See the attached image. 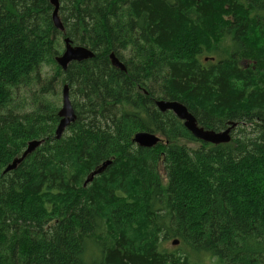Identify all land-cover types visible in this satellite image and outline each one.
<instances>
[{
    "label": "trees",
    "instance_id": "1",
    "mask_svg": "<svg viewBox=\"0 0 264 264\" xmlns=\"http://www.w3.org/2000/svg\"><path fill=\"white\" fill-rule=\"evenodd\" d=\"M59 2L63 32L48 0H0V264H264V0ZM66 39L94 57L64 71ZM65 86L77 119L56 139ZM161 99L236 122L232 140Z\"/></svg>",
    "mask_w": 264,
    "mask_h": 264
},
{
    "label": "water",
    "instance_id": "2",
    "mask_svg": "<svg viewBox=\"0 0 264 264\" xmlns=\"http://www.w3.org/2000/svg\"><path fill=\"white\" fill-rule=\"evenodd\" d=\"M53 6V22L57 29L64 31V25L61 21L59 15L60 2L59 0H48ZM65 51L59 57H57V64L66 71L68 66L72 62H81L88 60L94 57V52L84 46H75L73 45L70 39L65 40ZM112 65L115 68L125 71V65L120 61V59L112 53L110 55ZM156 106L161 112L171 111L179 120L184 123L186 129L192 133V135L205 143L220 145L229 143L232 140V132L238 126L236 122H230L229 127L222 131L215 130H206L203 127H200L195 116L188 110V108L178 102L171 100H158L156 101ZM60 122L56 128L55 136L56 139H61L65 134L68 127L74 123L77 119L75 109L70 98L69 88L65 86L62 93V107L59 110ZM162 140L158 135L148 133V132H138L133 138V142L143 148H153ZM43 140H33L28 143V146L21 157L15 158L13 162L7 166L4 170V173H9L18 168V166L34 151H36L42 144ZM112 163L108 161L104 163L99 169L95 170L88 176L85 185L91 183L95 176L103 173V171ZM178 241H174L173 245L177 246Z\"/></svg>",
    "mask_w": 264,
    "mask_h": 264
},
{
    "label": "rangeland",
    "instance_id": "3",
    "mask_svg": "<svg viewBox=\"0 0 264 264\" xmlns=\"http://www.w3.org/2000/svg\"><path fill=\"white\" fill-rule=\"evenodd\" d=\"M45 70H46V72H49L50 75L51 74L52 75L54 74L53 70L50 67H47ZM62 92H63V87H61L58 90V95H56V97L54 99H50L53 103L56 102L58 104L59 108L62 107ZM32 103H33V101H32V95L31 96H27L25 98V100H24V110L25 111L26 110H30L33 107L32 106ZM192 145H195V144H192ZM205 264H217V262L215 260H212V261L206 262Z\"/></svg>",
    "mask_w": 264,
    "mask_h": 264
},
{
    "label": "bare ground",
    "instance_id": "4",
    "mask_svg": "<svg viewBox=\"0 0 264 264\" xmlns=\"http://www.w3.org/2000/svg\"><path fill=\"white\" fill-rule=\"evenodd\" d=\"M135 144V143H134ZM142 148V147H141Z\"/></svg>",
    "mask_w": 264,
    "mask_h": 264
}]
</instances>
